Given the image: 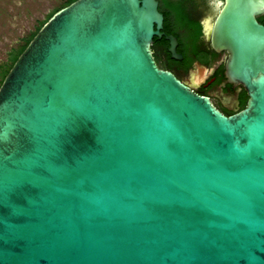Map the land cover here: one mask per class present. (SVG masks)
Masks as SVG:
<instances>
[{"label":"water","instance_id":"obj_1","mask_svg":"<svg viewBox=\"0 0 264 264\" xmlns=\"http://www.w3.org/2000/svg\"><path fill=\"white\" fill-rule=\"evenodd\" d=\"M263 14L218 3L228 117L158 66V0L55 13L0 87V264H264Z\"/></svg>","mask_w":264,"mask_h":264},{"label":"flooded vegetation","instance_id":"obj_2","mask_svg":"<svg viewBox=\"0 0 264 264\" xmlns=\"http://www.w3.org/2000/svg\"><path fill=\"white\" fill-rule=\"evenodd\" d=\"M219 1L213 0L212 10L205 15L203 8L208 4L192 0L194 4L189 5L188 27L180 28L175 35L178 40L176 50L181 59L172 58L169 41L167 48L163 45L155 48L153 45V54L161 69L172 72L194 92L211 99L216 108L229 117L243 110L249 97L243 85L231 82L227 77L228 52L217 51L212 44ZM209 20L210 33L207 32ZM257 20L264 25V14ZM163 33L170 35L165 28Z\"/></svg>","mask_w":264,"mask_h":264},{"label":"rangeland","instance_id":"obj_3","mask_svg":"<svg viewBox=\"0 0 264 264\" xmlns=\"http://www.w3.org/2000/svg\"><path fill=\"white\" fill-rule=\"evenodd\" d=\"M66 0H0V65L9 51L34 32L47 16ZM208 4L209 0H198ZM210 13L208 5L203 8Z\"/></svg>","mask_w":264,"mask_h":264},{"label":"trees","instance_id":"obj_4","mask_svg":"<svg viewBox=\"0 0 264 264\" xmlns=\"http://www.w3.org/2000/svg\"><path fill=\"white\" fill-rule=\"evenodd\" d=\"M77 0H66L64 4L54 11H52L47 18L40 23L34 32H31L28 36L24 37L15 47H13L9 53L6 61L0 65V87L25 49L28 47L30 42L35 38L42 27L50 20V18L57 13L59 10L69 6ZM159 10L164 15V28L165 31L170 35H177V30L180 28L188 27V10L189 5L194 4L192 0H158ZM154 47L158 48L163 45L165 48L168 47L169 43L165 39L155 38Z\"/></svg>","mask_w":264,"mask_h":264}]
</instances>
